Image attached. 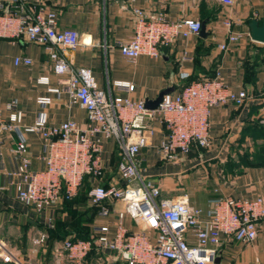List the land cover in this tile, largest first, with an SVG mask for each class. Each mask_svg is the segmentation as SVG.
<instances>
[{
	"label": "built area",
	"instance_id": "2783aa9c",
	"mask_svg": "<svg viewBox=\"0 0 264 264\" xmlns=\"http://www.w3.org/2000/svg\"><path fill=\"white\" fill-rule=\"evenodd\" d=\"M216 1L230 7L236 2ZM224 24L231 27L229 20ZM201 30L200 20H172L164 12L151 14L135 8L133 35L121 44L120 50L131 62L142 56L158 59L163 48L171 47L178 38L199 35ZM243 37L241 33L231 34L219 47L227 51ZM0 39L44 45L54 73L69 77L66 92L72 103L86 112L85 124L74 120L51 124L46 108L53 103L51 95L61 93V89L50 87L47 76L38 80L49 87L47 95L36 100L44 110L32 125L25 124V113L17 102L0 110V148L5 140L9 141L3 190L12 192L17 200L41 215L77 197L86 177L95 180L89 197L100 208L97 219L105 223L95 224L89 239L64 240L56 250L58 264H87L94 251L101 257L112 253L123 264H215L225 241L249 244L258 238V227L264 220L262 196L218 198L205 214L190 202L188 195L163 198L161 188L140 172L142 150L156 134L154 121L164 128L158 146L161 160L177 164L196 149L211 146L212 110L226 105L243 106L248 98L245 91H233L217 75L164 95L156 109H148L145 100L114 95L110 84L108 90L100 88L90 69L74 67L60 53L79 47V32L60 29L56 11L30 0H0ZM15 64L30 66L32 60L19 57ZM113 86L128 94L135 91L130 82L115 81ZM28 134L39 135L43 141L44 151L39 157L42 169L33 168ZM110 140L116 143L120 156L117 176L105 184L98 183L106 170L104 143ZM0 158L3 159L1 151ZM116 204L123 208L116 209ZM127 217L143 228L129 230L124 225ZM53 225L54 218L47 217V226ZM47 240V233L40 232L32 243L39 247ZM0 256L5 261L12 259L4 250Z\"/></svg>",
	"mask_w": 264,
	"mask_h": 264
},
{
	"label": "crops",
	"instance_id": "0c3cea01",
	"mask_svg": "<svg viewBox=\"0 0 264 264\" xmlns=\"http://www.w3.org/2000/svg\"><path fill=\"white\" fill-rule=\"evenodd\" d=\"M31 3L54 10L59 15L60 29H75L80 35V45L75 50L60 53L76 68L90 69L100 88L114 95H129L136 100H154L160 92L173 88L178 92L191 78H207L216 75L233 91H245L248 95L243 106L226 105L212 110L211 146L196 149L177 164L165 163L158 153L164 135L159 121H154L156 134L151 144L142 150L140 172L162 190L163 198L188 195L190 202L208 214L218 198H264V165H247L256 148L263 143L255 137L253 128L264 126V44L250 37V22L264 19V0H236L233 6H225L216 0H30ZM148 13L164 12L172 19L193 18L206 24L207 38L199 35L188 39L178 38L169 48L161 50V57L142 56L136 62L125 59L121 44L130 40L134 31V9ZM229 20L231 27L224 22ZM241 33L239 43L227 51L220 49L231 34ZM29 58L30 66L16 65V58ZM251 72V73H250ZM252 74L251 77H249ZM50 78V87L61 89L52 94L53 103L46 108L51 124L74 120L86 122V112L73 104L66 92L68 75H57L49 51L44 45L26 40L0 39V110L10 102H17L25 113V124L32 125L41 108L36 100L47 95V88L38 83L39 78ZM115 81L130 82L135 91L128 94L114 88ZM33 168L42 169L39 160L44 151L41 137L28 134ZM9 141L0 148V255L4 250L12 256L0 264H58L56 250L64 240H49L43 246H34L33 237L46 232L47 217L64 218L59 209L41 215L2 189L5 182L3 168L9 163ZM119 152L113 140L104 143L103 164L111 177L117 173ZM98 183H101L99 180ZM116 209H122L116 204ZM59 213V214H58ZM97 219L95 224H104ZM124 225L138 231L143 225L135 224L129 217ZM48 235V234H47ZM220 264L264 263V220L258 227V238L249 244L227 240L219 247ZM102 260L91 259L89 264H110L119 258L104 253ZM114 261V262H113ZM120 261V260H119ZM120 264H123L120 261Z\"/></svg>",
	"mask_w": 264,
	"mask_h": 264
},
{
	"label": "trees",
	"instance_id": "16d2710c",
	"mask_svg": "<svg viewBox=\"0 0 264 264\" xmlns=\"http://www.w3.org/2000/svg\"><path fill=\"white\" fill-rule=\"evenodd\" d=\"M251 73V72H250ZM216 71L213 72V74L210 77L207 78H215ZM252 74L249 76L251 77ZM205 79V78H202ZM196 80H201L199 78H191L188 80L186 84H184L182 87L191 84L192 82ZM254 134L255 137L260 138L263 140V143L257 146L256 148V153L254 157L249 161L248 159L250 158L247 156L243 162L247 165H252V166H262L264 165V126H256L253 128V131L251 132ZM119 162H120V156H119ZM118 162V165H119ZM117 165V169H118ZM117 176H109L108 171L105 170L104 176L100 179L101 183L105 184L115 178ZM93 180L91 177H86L83 184L86 182H90L93 187ZM82 184V186H83ZM82 186L79 191V195L75 197L72 200H64L59 206V212L61 214H65L64 218L62 216H57L54 220V225L53 227L47 229V234H48V240L46 243L49 242V240L56 241V240H66L69 237H72L74 240L76 239H89L91 236L94 234V227H95V221L97 220L98 214H99V207L95 206L91 203L89 193L91 189L87 192V200L90 202V206L87 207V209L84 210H79L78 207H76L77 203L75 204L76 200L77 202L80 199L81 196V191H82ZM75 204V206H74ZM59 214V213H58ZM101 257L100 254H96V252H92L87 259V264L91 262V259H98Z\"/></svg>",
	"mask_w": 264,
	"mask_h": 264
},
{
	"label": "water",
	"instance_id": "95a60500",
	"mask_svg": "<svg viewBox=\"0 0 264 264\" xmlns=\"http://www.w3.org/2000/svg\"><path fill=\"white\" fill-rule=\"evenodd\" d=\"M250 37L253 41L258 42V43H263L264 44V19L260 22L257 19H252L250 22ZM201 36L204 38H207V33H206V24H202V30L200 32ZM173 93V88H167L160 92L158 97L154 100L147 99L146 102V107L148 109H156L158 105L161 103L162 98L166 94ZM221 263V255L218 253L215 264H220Z\"/></svg>",
	"mask_w": 264,
	"mask_h": 264
},
{
	"label": "rangeland",
	"instance_id": "374dc122",
	"mask_svg": "<svg viewBox=\"0 0 264 264\" xmlns=\"http://www.w3.org/2000/svg\"><path fill=\"white\" fill-rule=\"evenodd\" d=\"M91 188H92V184L90 182H86L83 184L80 199L78 202H77V200L75 202V204L77 203L76 207H78L79 210L87 209V207L90 206V202H89V200H87L86 196H87V192ZM75 204H74V206H75ZM110 264H112V263H110ZM113 264H120V261L115 260V262Z\"/></svg>",
	"mask_w": 264,
	"mask_h": 264
}]
</instances>
